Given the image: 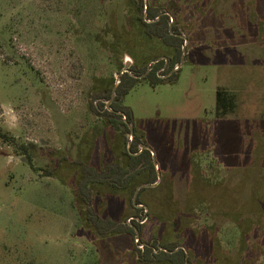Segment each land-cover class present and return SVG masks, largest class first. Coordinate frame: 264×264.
Listing matches in <instances>:
<instances>
[{"label": "rangeland", "instance_id": "obj_1", "mask_svg": "<svg viewBox=\"0 0 264 264\" xmlns=\"http://www.w3.org/2000/svg\"><path fill=\"white\" fill-rule=\"evenodd\" d=\"M161 3L180 8L173 21L188 45L175 83L142 80L124 99L164 173L141 196L151 214L143 240L185 246L189 232L195 264H264V0ZM132 13L125 0H0V264L137 255L131 237L97 235L77 190L79 161L95 147L108 159L120 134L91 105L114 87L121 59L135 64L104 32ZM218 89L235 97L233 113H217ZM31 143L38 170L19 148ZM106 196L96 200L104 218L137 214L131 192ZM182 199L192 207L169 216ZM238 216L249 227L240 230Z\"/></svg>", "mask_w": 264, "mask_h": 264}, {"label": "trees", "instance_id": "obj_2", "mask_svg": "<svg viewBox=\"0 0 264 264\" xmlns=\"http://www.w3.org/2000/svg\"><path fill=\"white\" fill-rule=\"evenodd\" d=\"M212 1L213 0H210V3ZM202 3L203 1H196L195 4L200 6ZM125 4L127 8L130 7L133 9V13L127 17L125 16L122 23L119 22L118 18L113 16L105 25L104 32L111 34L114 40L113 47H115L116 50H120L119 52H122V58L125 53H129L135 60V64L130 67L129 71L124 72L121 76V82L117 88L116 98L111 104V110L108 109V102L111 100L114 87L98 93L96 95L97 102L95 101L91 105L92 111L98 117L103 118L107 126L113 128L120 134L116 142H114L111 157L108 159L105 157L106 149L104 150L105 152H103V157L98 158L99 147H95L85 160L79 161L78 164L81 168V175L77 190L80 200H82L86 206L88 219L95 227L98 236L102 239L112 237V235L114 238L126 236L124 238L127 239V236L131 237L133 248L137 255H134L135 258L133 259L126 257L127 264H186L187 252L184 249L175 251L179 244L177 245L174 242L161 243L160 240L156 238L152 241H148L143 251L135 242L137 235L135 228L139 230L142 236V234H144V224L138 222L133 216H129L124 222L118 217L104 218L100 212L101 210H105L107 205L101 207V210H98L96 206L97 197H99L102 192L107 195V198L115 196L117 199L124 194L127 196V194L131 192L134 198L135 191L139 187V185L136 184L137 181H142L144 184L150 185L157 183L158 171L154 163L152 152L147 149L142 151L141 146L143 144L147 145V143H145L142 136L138 134L133 113L131 109L124 104V99L142 80L148 81L153 88L161 84L175 83L178 80L180 69L168 78L162 76H165L181 64L183 47L185 44L182 27L175 21H172L176 17V13L173 12L174 9H180L178 6L173 5L174 3H171V7H168V5H166L167 3L162 4L161 0H149L147 13L145 0H131V4L127 3L125 0ZM198 5L196 6L197 11H199ZM151 63L153 64L148 72ZM123 68L124 66L121 59V71ZM144 75L146 76L141 78V76ZM216 105L218 114L227 115V113H233L235 111L237 103L234 96L231 95L228 97L222 89H218ZM129 124L135 127V136L132 141L130 139L132 133ZM121 140H126V143L124 142L122 144ZM19 148L22 155L25 156L29 166L38 170L34 163L33 151L36 150L37 146L34 143L20 144ZM45 171L51 174L49 168L45 169ZM163 174L162 172V175ZM161 185L162 182L156 184L155 188H160ZM147 188L148 187L140 190L137 204L142 203L141 196L144 191L148 190ZM124 200L128 202L127 199ZM174 201L178 206H175V204L171 205L169 216H173V214H177L178 212L185 213L192 207L190 203H187L186 199L179 200L180 202ZM200 203L202 204L204 202L202 201ZM132 207L137 212L136 216H139V212L143 211L134 205L133 199ZM209 214L210 213H208V215ZM149 215L151 216L150 213ZM155 216L157 218L170 220L169 217L162 213L155 214ZM239 216L233 221L237 224V227H240V230H242L243 227H249L248 225H243L245 222H243L244 220L242 217L239 218ZM131 218V223L133 225L127 220ZM216 226L213 224L212 229L217 231ZM191 234L192 233L189 232L185 234V247L189 252V264H195L191 256V252L194 251L192 250L194 249L192 243L189 241ZM161 247L165 249L156 252V250H159ZM103 261L104 259L97 264ZM200 262L205 264L202 261Z\"/></svg>", "mask_w": 264, "mask_h": 264}, {"label": "flooded vegetation", "instance_id": "obj_3", "mask_svg": "<svg viewBox=\"0 0 264 264\" xmlns=\"http://www.w3.org/2000/svg\"><path fill=\"white\" fill-rule=\"evenodd\" d=\"M173 21V20H172ZM186 37V36H185ZM150 68H151V66H149V70H148V72L150 71ZM163 70V69H162ZM177 70H179L178 69V67H176L174 70H172V71H170L168 74H166L165 76H162V77H164V78H168V77H170L173 73H175ZM146 76V75H145ZM144 76V77H145ZM142 78V77H141ZM134 126V125H133ZM135 128V127H134ZM135 136V135H134ZM134 139V138H133ZM132 139V136H131V141L133 140ZM144 145V144H143ZM143 145L141 146V148L143 147ZM148 146V145H147ZM143 150H146V149H144V148H142V151ZM147 150H149V149H147ZM141 151V152H142ZM153 155V154H152ZM154 159V158H153ZM159 173H160V178H159V175H158V181H157V183L156 184H159V182L161 183V180H163V175L161 174V172L159 171ZM160 179V180H159ZM156 184H154V185H156ZM144 185V184H143ZM148 185H150V184H148ZM141 186V185H140ZM139 186V187H140ZM138 187V188H139ZM152 187V186H151ZM137 188V189H138ZM142 188H146V187H142ZM141 188V189H142ZM149 188V187H148ZM136 189V190H137ZM140 189V190H141ZM136 192V191H135ZM140 192V191H139ZM134 196H135V194H134ZM138 197H139V195H138ZM137 200H138V198H137ZM133 202H134V198H133ZM134 205L137 207V208H140V209H142L143 211H141V212H139V216H136V214L133 216L135 219H137L138 220V222H140L141 224H144V222H146V220L148 219V214H149V212H148V207L147 206H145V207H142L141 206V204H137V201H136V203H134ZM131 220H132V218L131 219H128V222L130 223V224H132L131 223ZM133 225V224H132ZM136 229V231H137V235H136V239H135V242L137 243V245H138V247L140 248V249H142L143 251H144V249H145V247L147 246V242L148 241H150V240H147V241H144L143 240V237L141 236V234H140V232H139V230L137 229V228H135ZM138 233H139V237H138ZM141 240H142V243H141ZM151 241H152V239H151ZM165 248H160L159 250H156V252H159L160 250H164ZM180 249H184L186 252H187V256H186V261H187V263H189V252H188V250L186 249V247L184 246V245H179L178 246V248L175 250V251H178V250H180ZM172 252H174V251H172Z\"/></svg>", "mask_w": 264, "mask_h": 264}, {"label": "water", "instance_id": "obj_4", "mask_svg": "<svg viewBox=\"0 0 264 264\" xmlns=\"http://www.w3.org/2000/svg\"><path fill=\"white\" fill-rule=\"evenodd\" d=\"M145 4H146V13H147V11H148V6H149L147 0H145ZM183 37H184V39H185V44H184V47H183L182 62H181V64L178 66V68H180V67L182 66L183 62H184V57H185V55H186L187 45H188V39H187V37H185V36H183ZM130 66H131V61H130V60H127V61L125 62V65H124L123 70L120 72V74H119V75L117 76V78H116V83H115V86H114V89H113L112 97H111V100L108 102V109H110V110H111V104L113 103V101H114V99L116 98V95H117V88H118V86H119V84H120V82H121V76L124 74V72L129 71ZM144 76H145V75H144ZM144 76H141V77H144ZM125 119H126V118H125ZM126 121H127V119H126ZM129 128H130V130H131V133H132V139H133V138H134V135H135V128H134V126H133L132 124H129ZM142 148H144V149H149V150L152 152V154H153V158H154V162H155V166H156V168H157V170H158V174H159V178H160V173H159L158 164H157V161H156V157H155V152H154V150H153L150 146H147V145H143ZM151 186H155V185H148V184L141 185V186L136 190V192H135L134 203H136V201H137V198H138V195H139V191H140V189H141L142 187H151ZM138 237H139V233H138Z\"/></svg>", "mask_w": 264, "mask_h": 264}]
</instances>
